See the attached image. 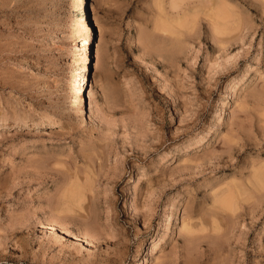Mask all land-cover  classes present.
<instances>
[{"label":"rangeland","instance_id":"1","mask_svg":"<svg viewBox=\"0 0 264 264\" xmlns=\"http://www.w3.org/2000/svg\"><path fill=\"white\" fill-rule=\"evenodd\" d=\"M178 1L0 0V264H264V0Z\"/></svg>","mask_w":264,"mask_h":264},{"label":"bare ground","instance_id":"2","mask_svg":"<svg viewBox=\"0 0 264 264\" xmlns=\"http://www.w3.org/2000/svg\"><path fill=\"white\" fill-rule=\"evenodd\" d=\"M178 3H179V1L177 2V0H171V5L173 7H176ZM88 11L90 14V21L91 22L89 21V27H87L85 30V35H86L85 44L87 45V60H90L89 68L87 69V71L90 70L89 72H92V69H93V74H95L97 72L98 64H99L98 55H99V52L101 49V43H100L99 39L94 37L93 27H95L97 25V17L95 15L94 7H93L92 3H90ZM93 62H94V65H93L94 67L92 68ZM85 81H84V77H83V79L81 81V90L85 86ZM88 98H90L89 93H88ZM84 110H85V108L82 104L79 107V111H84ZM50 220L47 221V223H46L48 228L52 229V230H57L56 224L54 222H52L53 220L52 221H50Z\"/></svg>","mask_w":264,"mask_h":264}]
</instances>
